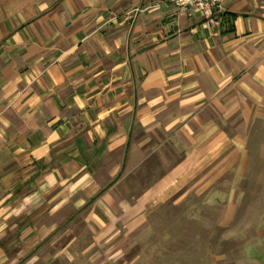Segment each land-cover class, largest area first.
I'll use <instances>...</instances> for the list:
<instances>
[{
    "label": "crops",
    "instance_id": "crops-1",
    "mask_svg": "<svg viewBox=\"0 0 264 264\" xmlns=\"http://www.w3.org/2000/svg\"><path fill=\"white\" fill-rule=\"evenodd\" d=\"M204 194L264 264V0H0V264H136Z\"/></svg>",
    "mask_w": 264,
    "mask_h": 264
},
{
    "label": "rangeland",
    "instance_id": "rangeland-1",
    "mask_svg": "<svg viewBox=\"0 0 264 264\" xmlns=\"http://www.w3.org/2000/svg\"><path fill=\"white\" fill-rule=\"evenodd\" d=\"M255 203L249 202V207ZM227 204L216 199L207 202L205 194L192 196L177 206L167 202L153 212L151 233L133 249L132 255L138 257L136 264H210L212 257L233 256L237 250L231 246L236 239L225 230L244 224L233 218L225 222L229 227L221 226L220 214ZM247 226L254 227L252 222Z\"/></svg>",
    "mask_w": 264,
    "mask_h": 264
},
{
    "label": "built area",
    "instance_id": "built-area-1",
    "mask_svg": "<svg viewBox=\"0 0 264 264\" xmlns=\"http://www.w3.org/2000/svg\"><path fill=\"white\" fill-rule=\"evenodd\" d=\"M176 8L182 12L193 13L212 21L215 14L222 10L227 0H172Z\"/></svg>",
    "mask_w": 264,
    "mask_h": 264
}]
</instances>
